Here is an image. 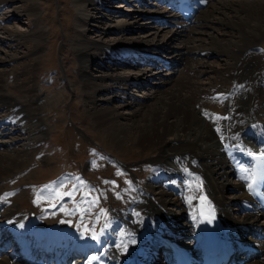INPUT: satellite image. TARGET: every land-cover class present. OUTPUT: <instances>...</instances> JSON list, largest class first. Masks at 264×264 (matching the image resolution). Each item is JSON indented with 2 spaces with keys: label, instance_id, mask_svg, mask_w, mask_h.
I'll use <instances>...</instances> for the list:
<instances>
[{
  "label": "bare ground",
  "instance_id": "6f19581e",
  "mask_svg": "<svg viewBox=\"0 0 264 264\" xmlns=\"http://www.w3.org/2000/svg\"><path fill=\"white\" fill-rule=\"evenodd\" d=\"M8 1L0 0V7ZM75 1L77 27L83 36L73 38L71 46L79 60L80 93L87 113L104 147L148 149L150 155L141 159L148 169L145 173L137 171V180L127 182L125 192L115 193L113 184L108 183L101 192L96 191L94 199L84 201L89 204L85 219L89 218L92 201L103 196L123 206L114 208L101 222L96 239L92 235L90 240L83 235L79 238L76 228L80 233L84 230L71 217L67 228L39 229L32 223L35 217L16 222L19 209L7 207L5 218L0 220V264H166L170 259L168 254L162 257L160 242L164 235L179 240L186 253L196 257L202 241L196 215L199 196L213 207L220 225L214 229L217 239L231 250L239 243L256 248L241 264H264V213L248 195L247 179L248 154L264 151V0H209L188 23L158 0L161 5L151 12L157 17L156 25L146 34L156 36L165 25H172L167 42L178 39L181 45L165 51L172 60H179V67L171 70L162 86L151 87V93L143 98L126 95L125 86L140 84L148 74L160 75L157 69L161 64L156 60L147 59L156 70L139 67V76H122L102 68L112 70V64L126 59H133L132 66L138 67L145 59L136 55L154 56L158 46L136 38L100 44L106 31L121 37L137 26L140 14L101 29L95 40L84 34L95 26L89 23L95 17L88 8H103V0ZM6 28L1 27L6 36L0 37L3 66L14 56L3 50L2 44L23 39L40 41L45 34L40 28L28 32ZM39 51H32L38 61ZM211 54L222 58L220 66L209 64L206 57ZM91 65H97L96 75L91 73ZM199 74H205V82L199 80ZM65 86L72 90L69 76ZM5 87L0 79V107L7 108L0 115V127L6 129L0 131V190L34 157L38 148L35 143L48 131L43 126L44 111L52 110L61 95L51 93L42 99L33 86L24 91V96H15ZM40 124L39 130L23 132L30 125ZM19 141L21 145L16 144ZM76 182L77 191L83 192L82 180ZM94 182L88 190H96ZM7 192L0 193V207L8 200ZM9 230L11 235L4 237ZM13 244L19 246L20 255L14 249L3 253V246ZM44 249L51 251L48 258L40 256ZM75 254L80 258L67 261Z\"/></svg>",
  "mask_w": 264,
  "mask_h": 264
},
{
  "label": "rangeland",
  "instance_id": "374dc122",
  "mask_svg": "<svg viewBox=\"0 0 264 264\" xmlns=\"http://www.w3.org/2000/svg\"><path fill=\"white\" fill-rule=\"evenodd\" d=\"M76 5L75 0H9L0 7V29L4 26L9 31L28 32L34 28H40L45 32L43 39L40 41L23 39L16 44L7 41L1 45L3 50L9 51L14 56V59L6 65H0V79L6 84L7 92L15 96H24L26 94L25 90L27 91L29 87L35 86L37 91L41 93L42 99L51 93L58 92L59 95L61 94L60 101L56 103L55 107L52 110L44 111L43 117L45 121L43 126H46L48 131L40 138L39 142L35 143L38 148L37 151H34V157L32 156L33 158L26 167L16 172L15 175L10 177L11 179L6 180V186L1 187L0 191L7 192L8 190L5 188H10L7 206L19 209L17 210V219L21 220V217H23L29 220L30 217L28 218L26 212L29 207L35 210L34 217L41 218L36 222L37 224L33 223L39 229L67 228V219L72 217L84 230L81 229L83 231L81 233H78L80 230L76 231L78 235L80 234L79 238H81L82 235L90 237L91 235L93 236V233L96 234L101 222L109 217L105 215L113 211H111L110 198L103 197L99 200L97 197L98 200L92 201L90 205V221L89 218H84L89 204H86L87 208L83 210V215L80 217V214H82L80 205L88 198L94 199L96 196L78 192L77 187L79 184L76 180L80 178L83 187L91 185L90 183L95 180L94 184L99 189V192L106 188L108 183H112L114 186L113 191L121 194L122 189L125 192L127 181H129L128 178L132 182L134 181L133 175L128 168L135 170V173L137 171L145 173L148 167L146 162H142V157L149 156L150 151L145 149L142 152L129 145L125 149L121 148L119 150L102 145L99 130L92 123V119L86 110V102L80 93L82 77L78 70L79 60L71 46L73 38H76L78 34L83 36L81 34L83 32L77 27L76 16L78 9ZM102 5L104 7L100 9L97 7L88 8L95 17V20L93 22L89 21V23L95 26H90L88 32H84L87 38L97 40L98 31L100 32L101 29L114 25L117 21L129 19L131 15L137 17V14H140L137 26L132 27L133 29L125 32L121 37L113 31H106L101 36L100 44L107 46L117 42H124L125 39L136 38L155 43L158 46L155 51L157 55L164 54L167 57L169 56L165 50H175L178 49V45H181L178 39H174L173 42H167L169 35H171L168 34L171 29L169 26H164L162 31L158 32L156 36L146 34L153 29L152 27L156 25V22L149 21V19L147 20L141 16V13L143 14L145 10L135 9V2L131 0H103ZM98 27L99 29L97 30ZM110 28L112 29L113 27ZM3 30L1 29L0 31V37L6 36V33L3 34L2 32ZM164 34H168L166 35L167 37ZM262 43L264 44V40ZM37 49L40 50L39 61L36 59V55L32 54V51ZM0 57H4L1 51ZM131 60L133 59L124 60L126 64L125 62L112 64L111 67H114L112 70H107L105 69L106 67H103L102 70L120 73L122 76H139L137 69L140 64L138 67H134L132 66L134 60ZM170 60L177 62L171 69L167 70L165 67H159L157 70L160 71V75L148 74L142 79L140 84H127L125 86L126 95L143 98L151 93V87L162 86L163 79L169 76L171 70L179 67L177 58L174 60L170 58ZM206 60L212 67H218L222 64V58L215 54L208 55ZM136 62L140 61L137 60ZM104 63L109 64V62ZM145 64H141V67H146ZM96 68L97 65H91V73L94 75L97 73L95 72ZM27 69L33 70V73L28 72ZM149 70L153 71L156 68L154 69V67L151 68L150 66ZM167 72L168 74H166ZM67 76L72 82V90L65 86ZM199 80L205 82V74H199ZM102 96L104 97V95H99V97ZM114 100L117 101V99ZM114 100L111 103L114 104ZM6 110L5 106L0 107V115L5 114ZM28 122L31 123L32 121L29 119ZM41 125H30L23 132L29 134L32 130H39ZM2 129L3 127H0V131ZM5 130L3 129V132ZM21 143L19 141L16 144L21 145ZM1 147L0 145V150H2ZM97 153L111 161L96 155ZM45 156H48V161H45ZM113 167H116L119 171L117 172ZM100 168L102 169L99 170ZM121 169L123 177L120 175ZM3 184H5V180ZM42 188H44V191ZM70 190L76 193L74 200H81L75 203L74 208L75 206L80 207L75 209V211H73V202H71V205L70 201L65 203L67 198L64 192L69 194ZM113 205L116 209L123 208L121 202H113ZM101 213L105 217H101ZM54 214L58 218L53 216ZM94 216L93 226L96 228L89 230ZM97 216L101 218L100 221L97 220ZM236 216L237 218L241 217L237 214ZM4 218L5 216L1 217L0 213V220ZM56 220L58 222L57 226ZM90 239L88 238V240Z\"/></svg>",
  "mask_w": 264,
  "mask_h": 264
},
{
  "label": "snow or ice",
  "instance_id": "6c2138e0",
  "mask_svg": "<svg viewBox=\"0 0 264 264\" xmlns=\"http://www.w3.org/2000/svg\"><path fill=\"white\" fill-rule=\"evenodd\" d=\"M252 184H249V188H252ZM107 225H105V227H106ZM93 239H96L97 238V236H96V234L95 233H93V237H92ZM93 259L95 260L96 259V257H93Z\"/></svg>",
  "mask_w": 264,
  "mask_h": 264
}]
</instances>
